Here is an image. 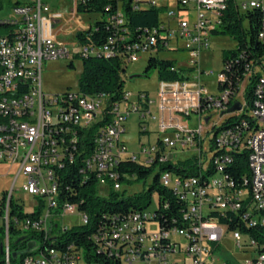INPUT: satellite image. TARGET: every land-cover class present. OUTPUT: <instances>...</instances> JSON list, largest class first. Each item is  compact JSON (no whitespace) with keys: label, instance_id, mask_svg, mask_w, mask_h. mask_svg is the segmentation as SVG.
Here are the masks:
<instances>
[{"label":"built area","instance_id":"2783aa9c","mask_svg":"<svg viewBox=\"0 0 264 264\" xmlns=\"http://www.w3.org/2000/svg\"><path fill=\"white\" fill-rule=\"evenodd\" d=\"M228 1L55 0L50 6L44 0H6L11 5L9 16L0 19V165L17 169L11 189L4 192L0 215L4 264H13L12 228L22 237L34 236L33 248L22 252L19 264H80L82 252L74 244L46 251L47 242L89 224L88 214L67 197L75 195L76 187L90 176L96 178L98 188L120 191L122 182L135 176L126 172L129 163L157 171L159 185L184 205L183 227L160 228L155 216L168 203L160 205L157 198L154 211L146 208L109 217V225L100 227L93 238L119 264H264V77L255 90L257 111L248 113L256 127L242 123L219 131L214 129L216 122L210 124V113L222 122L246 112L245 101H237L239 110L228 113L229 100L244 99L252 73L235 91L224 87L227 78L222 70L215 93L204 81L214 72L204 69L203 57ZM233 2L240 14L262 5L256 0ZM151 10L157 13L155 25L135 26V16ZM257 39L264 45V20ZM145 57L170 62L169 73H174L176 64L186 67L180 79L160 80L157 116L146 93H137L132 100L125 91L120 100L110 103L109 95L77 91L51 96L42 90L44 61H68L71 68L74 60L118 58L127 68ZM131 113L138 117L140 133H148L154 122L159 135L155 147L140 146L139 154H128L123 141ZM190 148L198 153L188 158H195L196 175L182 177L161 169L163 161L186 160L174 155ZM243 152L247 173L235 181L222 172V164H231L233 155ZM18 180L21 185L16 187ZM26 199L33 204L25 206ZM10 200L30 217H10ZM75 216L78 222L71 227L57 222ZM148 222L157 223L153 235H146ZM229 234L239 253L249 255L241 263L220 251Z\"/></svg>","mask_w":264,"mask_h":264},{"label":"trees","instance_id":"16d2710c","mask_svg":"<svg viewBox=\"0 0 264 264\" xmlns=\"http://www.w3.org/2000/svg\"><path fill=\"white\" fill-rule=\"evenodd\" d=\"M263 8L256 7L240 14L233 0L227 2L221 25L214 36H228L236 42V48L225 54L222 61V72L226 75L227 82L225 88L235 91L244 81L245 76L251 71L249 83L244 92V101L246 103V112L240 115H229L225 117L215 130L219 131L225 127H256L255 120L248 113H256L257 101L255 90L258 81L264 77V45L257 39L261 20H263ZM134 24L140 27H151L157 22L156 11L143 12L135 16ZM171 63L168 61H155L150 59L144 70V75L152 69H159L160 80L180 79V74H186V70L177 69L174 73H169L168 68ZM258 67L262 72H256ZM126 67L118 58L111 59H93L82 62V73L79 78V91L86 95H109L110 103L116 102L123 97ZM235 97H230L229 107L235 102ZM231 164H222V172H226L237 181L241 174L247 173V154H234ZM194 159L178 161L176 164L168 161L162 165L161 169L169 170L179 174L182 177L196 175L194 169ZM119 171V169H118ZM238 171V172H237ZM241 171V173H240ZM126 172L134 174L138 180H145L152 172L135 163H129L126 166ZM97 180L90 176L80 186H77L75 195H68L71 202H76L82 211L89 216V224L84 227H74L61 234L56 242L57 247L74 244L83 254L87 264H119L99 247V243L93 238L100 227L109 225L108 218L114 216L125 217L135 211H142L149 205L153 194L156 195L160 205L167 201L168 208L159 207L155 216L161 229L181 228L182 214L184 205L176 199L168 190L159 185V176L156 174L151 180V185L146 191L138 195H132L127 198H120L118 192L109 191L107 198H100L98 195ZM5 206V195L0 199V215L3 214ZM10 217L16 216L19 219L30 217L23 213V207L13 200L9 201ZM221 223H227L226 219H220ZM108 224V225H107ZM34 236L30 233L22 237L19 232L13 228L9 231V247L11 251L10 260L13 264H19L24 256L28 243L33 242ZM4 239V229L0 228V244ZM11 239L13 240L12 242ZM19 239H24L22 243ZM36 243H38L36 241ZM49 246V245H48ZM101 249V250H100ZM21 250V252H20ZM15 254V257L12 255ZM18 254V255H17ZM0 264H4L3 255H0Z\"/></svg>","mask_w":264,"mask_h":264},{"label":"rangeland","instance_id":"374dc122","mask_svg":"<svg viewBox=\"0 0 264 264\" xmlns=\"http://www.w3.org/2000/svg\"><path fill=\"white\" fill-rule=\"evenodd\" d=\"M12 2L17 0H11ZM48 5L52 6L55 4V0H44ZM240 1H249V0H240ZM260 2V5L263 9L264 13V0H256ZM10 4L6 2V0H2V9H0V19L8 17L10 8ZM63 12H66L64 9H60ZM85 18V16H84ZM173 26L174 23L172 24ZM64 36L59 35V40L63 39ZM210 47L205 56L203 57V66L206 70H212L214 74L210 77L204 79L205 83L211 89L212 92L216 91V77L218 73L222 69V61L223 56L236 48V42L228 37V36H212L210 41ZM183 59V54L181 55ZM148 58H142L136 63L128 64L125 74L123 78L125 80L124 91L131 93L132 100L135 99L137 93H146L149 96L151 104V112L153 115L157 116V108H158V86L160 82L159 69H152L148 72L147 75H144V70L147 66ZM68 61H44L43 62V72H42V90L46 95H57L65 92H77L79 91V78L82 73V61L74 60L72 62V67L70 68ZM176 67V66H174ZM258 72H262L258 67ZM235 102H243L244 99L240 96L235 97ZM210 113V124L216 122L218 125L220 124V120L216 115H212ZM195 117L192 116L191 120ZM152 122L147 130L148 133H140V127L138 126V117L135 113H131L128 115V118L125 123L126 133L123 136V141L127 147L128 154H139L140 146L144 148L147 147H155L158 142L159 135L157 134L156 127ZM203 123V122H202ZM204 127V126H202ZM203 139L205 140L204 149L208 148V141L206 139V133H203ZM197 150L195 148H190L189 150H185L184 152L178 151L175 152L174 159H188L191 157L197 156ZM178 161H170L172 164H176ZM16 167H10L7 164L0 165V199L2 194L6 191L8 192L13 184V180L16 173ZM157 171L153 170L152 173L145 180H138L137 176L134 177L128 176V180H124L122 182L121 190L118 191L120 194L118 199L127 198L132 195H138L146 191L151 185V180L156 175ZM216 176H219L218 174ZM16 187L21 185V180H18L15 183ZM110 189L107 187L98 188V195L100 198H107ZM18 192H15L13 195V199H16ZM156 195H152V203L147 207L149 211H154L156 209L155 205ZM25 206H31L33 204L31 199H26L24 202ZM57 222L61 225L62 223L71 227L73 224L78 222V218L75 217H65L57 220ZM158 231V226L156 222H148L146 224V235H153ZM174 240L178 241L182 245L184 241L179 239L177 236L172 237ZM13 240L11 239L10 242ZM3 243V242H2ZM220 251L224 255H228L235 261L239 263L243 262L246 258L249 257L248 254H240L237 250L235 243L233 242L230 234L226 236L223 240ZM80 264H87L83 258H81Z\"/></svg>","mask_w":264,"mask_h":264},{"label":"bare ground","instance_id":"6f19581e","mask_svg":"<svg viewBox=\"0 0 264 264\" xmlns=\"http://www.w3.org/2000/svg\"><path fill=\"white\" fill-rule=\"evenodd\" d=\"M256 7H260V8H262L260 5H255V8ZM175 70H177V68L176 67H174V71ZM235 104H237V103H235ZM234 104V105H235ZM168 161H163L162 162V165H164L165 163H167ZM58 237H56V242H58L57 239ZM56 242H47L46 243V251L47 252H56V250H58V247H57V244H56ZM49 245V246H48Z\"/></svg>","mask_w":264,"mask_h":264},{"label":"water","instance_id":"95a60500","mask_svg":"<svg viewBox=\"0 0 264 264\" xmlns=\"http://www.w3.org/2000/svg\"><path fill=\"white\" fill-rule=\"evenodd\" d=\"M237 110H239V106H238V104H235L228 110V113L235 112ZM19 240L21 241L22 239H19ZM33 246H34V244L28 243L27 248L24 251V253L27 254L28 252H30V250L33 248ZM1 254H2V245L0 244V255ZM15 256H16L15 254L12 255V257H15Z\"/></svg>","mask_w":264,"mask_h":264},{"label":"crops","instance_id":"0c3cea01","mask_svg":"<svg viewBox=\"0 0 264 264\" xmlns=\"http://www.w3.org/2000/svg\"><path fill=\"white\" fill-rule=\"evenodd\" d=\"M263 20H264V13H263ZM176 68L186 70V67H184V64H176ZM185 264H189L188 261H186Z\"/></svg>","mask_w":264,"mask_h":264},{"label":"flooded vegetation","instance_id":"af4514ba","mask_svg":"<svg viewBox=\"0 0 264 264\" xmlns=\"http://www.w3.org/2000/svg\"><path fill=\"white\" fill-rule=\"evenodd\" d=\"M21 242L23 243L24 242V239Z\"/></svg>","mask_w":264,"mask_h":264}]
</instances>
